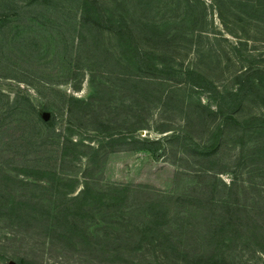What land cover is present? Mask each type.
<instances>
[{
    "label": "rangeland",
    "instance_id": "rangeland-1",
    "mask_svg": "<svg viewBox=\"0 0 264 264\" xmlns=\"http://www.w3.org/2000/svg\"><path fill=\"white\" fill-rule=\"evenodd\" d=\"M0 264H264V0H0Z\"/></svg>",
    "mask_w": 264,
    "mask_h": 264
}]
</instances>
